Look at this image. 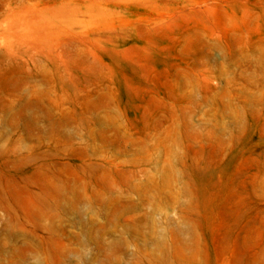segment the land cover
Listing matches in <instances>:
<instances>
[{
	"label": "rangeland",
	"instance_id": "1",
	"mask_svg": "<svg viewBox=\"0 0 264 264\" xmlns=\"http://www.w3.org/2000/svg\"><path fill=\"white\" fill-rule=\"evenodd\" d=\"M0 264H264V0H0Z\"/></svg>",
	"mask_w": 264,
	"mask_h": 264
}]
</instances>
